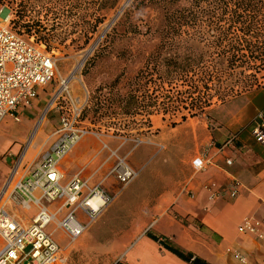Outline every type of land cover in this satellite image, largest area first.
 <instances>
[{"label": "rangeland", "instance_id": "obj_1", "mask_svg": "<svg viewBox=\"0 0 264 264\" xmlns=\"http://www.w3.org/2000/svg\"><path fill=\"white\" fill-rule=\"evenodd\" d=\"M113 1L107 0L109 6ZM100 2H86L89 8L85 13L86 20L97 17L102 19L97 30L91 33L87 45H84L85 34L82 28L70 34L63 44L48 48L44 43L47 51L56 59L58 76L40 92L39 100L40 103L44 102L43 108L35 103L34 108L25 111L20 121L7 116L0 124V187L10 170L9 152L14 154L18 146L21 149L26 143H32L27 157L31 161L38 159L41 152L49 147L52 140L42 145L48 134L58 128L60 112L56 107L48 112V100L50 94L59 88V76L73 75L70 91L88 96L83 119L90 133L82 141L89 139V148L94 147L93 152L99 148L102 153L99 157L110 154L111 164L117 157H124L138 172L102 217V222H105L112 218L113 211H120L134 193L155 181V177L161 178L163 171L160 162L164 161L168 165L178 156L177 148L180 144L173 140L180 134L176 128L178 124L187 119L195 123L203 119L214 125L219 107L263 85L264 65L257 61L251 69L234 67L226 72H218L216 67L220 69L222 66H216L215 60L212 59L213 63L209 58L213 52L218 51L216 47L207 45L202 49L201 44L195 43V52L205 53L206 60L190 70L187 81L179 79L171 84L167 79L163 81L158 69L163 71L165 66H150V74L140 81L135 76L144 68L148 56L160 42V30L164 25L163 10L158 4L143 3L142 0H118L114 7L103 9ZM195 2L181 0L177 5L192 7ZM3 8L6 7L0 8V27L9 25L15 18L10 15V11L7 18L1 16ZM196 29L193 24L183 28L191 33ZM33 38L36 40L35 36ZM169 50L170 53L175 51ZM179 52L186 55L187 50L180 48ZM204 71H209L212 78L205 77ZM137 89L140 91L136 92ZM133 92L138 101L128 107L129 94ZM45 95L47 97L42 98ZM148 112H151L150 121H147ZM183 115L187 116L185 120H182ZM181 144L185 150L192 142L186 140ZM89 152L85 154L86 159L92 155ZM156 155L159 156L156 163L147 162L138 171L137 163L152 161ZM33 216L34 212L22 217L24 222H29Z\"/></svg>", "mask_w": 264, "mask_h": 264}, {"label": "crops", "instance_id": "obj_2", "mask_svg": "<svg viewBox=\"0 0 264 264\" xmlns=\"http://www.w3.org/2000/svg\"><path fill=\"white\" fill-rule=\"evenodd\" d=\"M42 89L34 102L23 110L22 116L34 108L35 103L43 108L44 102L39 100ZM73 95L82 101L87 97V94ZM261 110H264V83L219 107L214 125L203 119L196 123L187 119L178 124L176 128L180 134L173 138L180 144L178 156L168 165L160 162L161 178L155 177V181L134 193L120 211H113L112 218L102 222V217L124 188L113 177L107 178L104 186L115 199L103 215L74 242H70L62 230L54 232L68 264H194L178 256L170 247L195 256L205 264H242L235 257L236 251L246 255L250 264H264L262 240L239 232L245 217L264 219V143L254 134L255 117ZM53 132L42 146L53 140L50 138ZM186 140L192 144L184 150L181 143ZM79 143L61 163L65 181L81 171L92 183L103 180L115 163H110V154L99 157L102 155L100 149L93 152L89 139ZM211 144L212 164L205 170H195L194 160ZM221 146L223 150L220 151ZM19 150L18 146L14 154ZM89 150L92 155L86 159ZM28 153L26 164L33 161L27 159ZM228 158L233 161L231 165L226 163ZM158 159L156 155L152 161L137 163L138 171L147 162L156 163ZM11 164L12 161L9 168ZM208 186L220 188L222 195L211 197ZM236 188L239 190L237 196L230 197ZM53 228L49 226L50 230ZM149 233L157 235L158 239Z\"/></svg>", "mask_w": 264, "mask_h": 264}, {"label": "built area", "instance_id": "obj_3", "mask_svg": "<svg viewBox=\"0 0 264 264\" xmlns=\"http://www.w3.org/2000/svg\"><path fill=\"white\" fill-rule=\"evenodd\" d=\"M33 37L19 32L11 22L0 27V124L7 116L20 121L39 90L58 76L56 59ZM72 78L59 76V88L47 108L48 112L54 107L60 111V124L50 136L53 140L49 148L28 164L25 158L32 143H26L17 154L8 153L12 164L0 187V264H68L54 237L55 230H62L74 242L115 199L104 181L113 177L123 188L138 174L124 157H117L106 177L97 183L82 171L65 181L61 163L90 133L83 119L88 96L82 101L72 94ZM254 134L264 143V110L255 117ZM212 146L194 160L195 170H205L212 164ZM218 149L223 150V146ZM232 162L226 159L228 165ZM208 189L213 198L222 195L220 188ZM238 191H231L230 197H236ZM32 212L31 220L24 222L22 216ZM239 232L256 236L264 244V219L245 217ZM234 254L242 264H250L246 255L238 251Z\"/></svg>", "mask_w": 264, "mask_h": 264}, {"label": "trees", "instance_id": "obj_4", "mask_svg": "<svg viewBox=\"0 0 264 264\" xmlns=\"http://www.w3.org/2000/svg\"><path fill=\"white\" fill-rule=\"evenodd\" d=\"M87 1L0 0V8L9 9L10 15L15 17L12 24L19 32L35 36L36 41L43 42L50 48L52 45L65 43L70 34L81 28L85 34L84 45L89 43L91 33L97 30L102 19L97 17L86 20L85 13L89 10ZM117 1L114 0L109 6L107 0H101L99 5L101 9L114 7ZM142 1L159 5L164 12V25L160 30L159 45L148 56L144 68L139 70L135 79L141 81L142 78H147L151 72L150 66H165L163 71L158 69L163 81L167 79L170 84L179 79L187 81L190 70L206 60L205 53L195 52V43L201 44L202 49L207 45L216 47L218 51L213 52L209 58L213 63L212 59L215 60L216 66H222L220 69L216 67L218 72H226L234 67L248 69L257 61L264 65V0H195L192 7L178 6L181 0ZM190 24L197 27L194 33L183 30ZM206 27L208 28L203 29ZM180 48L187 50L186 55L179 52ZM168 49L175 51L170 53ZM204 72L205 77L212 78L209 71ZM129 95L128 107L138 101L135 93ZM150 116L151 112H148L147 121H150ZM186 117L183 115L182 120ZM149 236L158 239L153 233H149ZM170 249L194 264H205L177 248Z\"/></svg>", "mask_w": 264, "mask_h": 264}, {"label": "water", "instance_id": "obj_5", "mask_svg": "<svg viewBox=\"0 0 264 264\" xmlns=\"http://www.w3.org/2000/svg\"><path fill=\"white\" fill-rule=\"evenodd\" d=\"M9 15V9L8 8H3L1 10V16H3L4 18H7Z\"/></svg>", "mask_w": 264, "mask_h": 264}, {"label": "bare ground", "instance_id": "obj_6", "mask_svg": "<svg viewBox=\"0 0 264 264\" xmlns=\"http://www.w3.org/2000/svg\"><path fill=\"white\" fill-rule=\"evenodd\" d=\"M92 50V49H91ZM71 76H73V75H71Z\"/></svg>", "mask_w": 264, "mask_h": 264}]
</instances>
